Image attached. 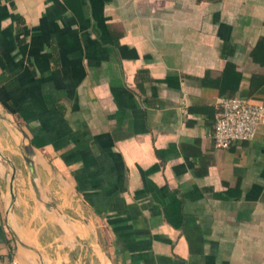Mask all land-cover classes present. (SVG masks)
<instances>
[{"label": "crops", "instance_id": "crops-1", "mask_svg": "<svg viewBox=\"0 0 264 264\" xmlns=\"http://www.w3.org/2000/svg\"><path fill=\"white\" fill-rule=\"evenodd\" d=\"M1 74L2 255L264 264V124L211 136L264 105V0H0Z\"/></svg>", "mask_w": 264, "mask_h": 264}, {"label": "built area", "instance_id": "built-area-1", "mask_svg": "<svg viewBox=\"0 0 264 264\" xmlns=\"http://www.w3.org/2000/svg\"><path fill=\"white\" fill-rule=\"evenodd\" d=\"M217 114L211 136L215 146L229 148L236 142L253 141L264 124V105L243 96H225L217 101ZM0 264H17L0 253Z\"/></svg>", "mask_w": 264, "mask_h": 264}, {"label": "water", "instance_id": "water-1", "mask_svg": "<svg viewBox=\"0 0 264 264\" xmlns=\"http://www.w3.org/2000/svg\"><path fill=\"white\" fill-rule=\"evenodd\" d=\"M32 148H33L32 145H30L28 148L26 147L25 149L28 151L29 154H31V152H32ZM0 156H1V158H3L7 163H9V164L11 165V168H12L13 173H14V174L12 175V188H11V202H13V201H14V198H15V185H14V181H15V173H17V168H16V166L13 164V162L11 161V159H10L9 157H7V156H6L1 150H0ZM26 160H27V162L31 165V160L29 159V157H26ZM14 233H15V232H14ZM14 235H15V239H16V241H18V243H20L21 245H23V246H25V247H27V248H30L31 250H33V251L36 252V254H37L38 257H39L38 260H39V263H40V264H45V261H44L42 255H41V253H40L37 249L25 245V244L19 239V237L17 236L16 233H15Z\"/></svg>", "mask_w": 264, "mask_h": 264}, {"label": "rangeland", "instance_id": "rangeland-1", "mask_svg": "<svg viewBox=\"0 0 264 264\" xmlns=\"http://www.w3.org/2000/svg\"><path fill=\"white\" fill-rule=\"evenodd\" d=\"M102 240H103V237H102ZM88 246H89L88 243H86V250H85V253H83L85 259H83L82 264H101V262L98 260L97 253H94L92 251V249L90 247H88ZM102 246L105 247L104 243H103ZM55 247L56 246L54 244L53 245V250L56 249ZM69 264H75V262L72 261Z\"/></svg>", "mask_w": 264, "mask_h": 264}, {"label": "trees", "instance_id": "trees-1", "mask_svg": "<svg viewBox=\"0 0 264 264\" xmlns=\"http://www.w3.org/2000/svg\"><path fill=\"white\" fill-rule=\"evenodd\" d=\"M6 78L7 76L5 74L0 75V85L5 81Z\"/></svg>", "mask_w": 264, "mask_h": 264}]
</instances>
